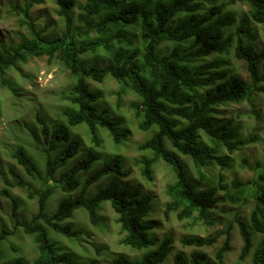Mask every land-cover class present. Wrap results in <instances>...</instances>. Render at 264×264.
I'll return each instance as SVG.
<instances>
[{
    "label": "trees",
    "instance_id": "1",
    "mask_svg": "<svg viewBox=\"0 0 264 264\" xmlns=\"http://www.w3.org/2000/svg\"><path fill=\"white\" fill-rule=\"evenodd\" d=\"M56 2L59 15L66 21L62 34H48L52 24L37 29L31 20L34 2L30 1L23 8L13 7L24 16L20 25L28 27L30 37L21 35L16 44L0 46L3 87L8 86L6 75L10 71L21 69L34 57L46 56L50 64L59 61L75 78V83L62 92L70 103L63 109L62 117L52 127L40 118V134L28 128L42 157L34 158L21 144L11 152V157L37 183L26 180L14 168L9 174L16 180L10 182V176L2 171L7 188L1 194L12 198V188L27 190L28 197L38 201V211L28 222L17 221L12 230L0 229V260L3 244L21 229L37 245L34 264H95L81 262L73 252L61 254L50 238L49 228L70 239H80L82 232L68 220L76 210L85 209L91 225L101 227L104 220L100 213L107 202L120 225L123 245L143 251L156 244L152 239L155 223L146 220L153 197L141 185L123 184L132 170L124 167L120 155L109 157L94 170L95 163L102 159L96 151L104 141L101 131L109 132L117 146L129 138L126 129H122V121L112 116L113 109L99 106L101 96L88 81L104 82L112 77L121 85L119 107L123 96L134 93L137 101L130 108L138 128L151 132L139 146L140 151L151 154L136 162L143 178L154 181L159 162L174 173V181L166 188V218L175 214L182 221L195 218L214 225L219 189L233 204H245L250 197L255 200L248 220L235 219L216 234L181 238L184 247L195 250L190 254L177 252L174 264H225L232 250L235 225L243 240L240 261L250 257L252 264H264V159L250 168L257 171L253 181L235 177L224 184V170L236 166L232 155L243 146L261 141L259 134L264 133V119L254 102L258 95H264V46L259 47L258 29L260 26L264 32V0H86L77 17L76 0ZM238 3L247 4L249 13L238 17L230 10ZM87 53L98 60L105 55L104 59L109 61L103 66L88 65L84 59ZM231 54L245 62L249 82L230 74L226 56ZM245 101L251 103L252 114L259 120L247 136L241 133L239 125L217 117L220 107ZM84 125L93 147L83 154V141L74 136L73 129ZM185 156L191 158L198 176L186 165ZM243 162L246 167L250 165L247 158ZM40 163L45 164V171L39 169ZM214 165L220 167V172L211 179L204 168ZM108 175L113 176L110 181L89 196V188ZM56 191L78 194L63 198L56 212L48 216L47 203ZM12 199L17 216L18 202ZM221 237L225 240L214 256L204 250L217 245ZM174 243V237L168 236L155 249L143 251L139 258L118 255L110 264H165ZM12 250L17 251L13 246ZM0 264L25 263L16 260Z\"/></svg>",
    "mask_w": 264,
    "mask_h": 264
},
{
    "label": "rangeland",
    "instance_id": "2",
    "mask_svg": "<svg viewBox=\"0 0 264 264\" xmlns=\"http://www.w3.org/2000/svg\"><path fill=\"white\" fill-rule=\"evenodd\" d=\"M30 1L34 2L31 10V20L35 22L37 29L44 28L47 24H52L48 29V34L59 35L65 31L66 21L58 13L59 6L56 0H0V46L9 47L12 44H16L20 41L21 35L30 37L28 27H21L20 25V23L25 21L24 16L13 10L14 6L20 5L23 8ZM76 2L75 16L77 17L81 13V5L86 0H76ZM230 10L236 12L238 17H241L249 13L250 7L247 4L238 3L231 6ZM258 29L261 39L259 47H261L264 46V32L260 26H258ZM168 46L166 45L165 47ZM104 58L105 55L103 59L98 60L91 53H87L84 56L85 61H88V65L98 63L99 66H103L105 62L109 61V58ZM226 61L230 74L238 75L246 83L249 82L250 78L244 61L236 59L232 54L226 56ZM1 80L2 77L0 76V229L7 228L12 230L17 221L28 222L32 219L33 215L38 211V201L30 199L27 190L18 187L12 188V198H15L18 202L17 216H14L13 199L1 194V191L7 188L2 171L8 177L10 176V182H15L16 180L9 174V170L14 168L22 173L26 180L37 183L11 157V152L15 146L21 144L27 147L34 158L39 160L42 157L41 152L35 147V141L30 138L28 128H34L40 134L43 128L40 118H44L49 123V127H52L57 121L56 119L62 117L63 109L70 105L62 92L75 83V78L59 61L50 64L45 56L34 57L21 69L10 71L6 75L7 87L1 85ZM88 81L92 90L101 96L99 106L112 108V116L122 121V129H126L129 134L128 140L117 146L109 132L101 131L104 141L96 151L102 154V159L95 163L94 170L102 167L109 157L120 155L124 161V167L132 170L131 175L123 179V184L126 185L127 183L131 186L141 185L144 188V192L153 197L152 210L146 220H151L155 223L156 227L152 231V239L156 244L143 250L144 252L155 249L165 237L173 236L175 240L174 248L167 257L165 264H174V256L177 252L184 251L186 254H190L195 250L193 247H184L180 242L181 238L192 235L208 236L216 234L225 230L228 223L235 219H249L251 211L255 208L253 197L248 198L245 204H233L222 189L218 191L220 201L213 212L214 225H206L198 222L195 218L182 221L175 214H171L169 218H166L164 215L165 204L169 201L166 188L169 183L174 181L175 176L168 166L163 162H159L156 166L155 180L149 182L143 178L141 167L136 165L138 159L151 154L149 151L143 152L139 150V146L151 136V132H143L138 128V121L130 108V104L137 101V96L129 92L122 97L121 102L123 104L119 107L118 92L121 89V85L117 80L108 77L104 82ZM254 102L256 108L260 111V116L264 119V95H258ZM219 109L220 114L217 117L239 125L244 136L249 135L259 125L256 115L252 114L253 106L248 101L242 104L233 103L229 107L223 106ZM73 131L74 136L83 141V154L93 147L85 125L74 128ZM259 135L262 138L261 141L243 146L241 150L236 151L232 155L236 161V166L232 169L224 170V184L230 183L235 177L244 182H251L255 179L257 171H253L250 168H255V163L262 162L264 159V133L261 132ZM40 140L43 142L42 136ZM183 158L192 174L198 176L191 158L186 156ZM245 158L248 159L250 164L247 167L243 162ZM39 169L45 171V164L40 163ZM219 172L220 167L217 165L211 168H204V173L211 179L218 176ZM112 177L108 175L94 183L89 188L88 195H94ZM202 186L206 188L205 185ZM77 194L78 191L74 193L56 191L47 203L46 214L52 216L63 198ZM100 215L103 217L104 225L94 227L91 225L85 209H78L74 212L73 217L68 222L82 232L83 235L80 239H70L49 228L50 238L59 252L61 254L73 252L77 257H80L81 262H92L95 264H110L111 260L118 255H125L133 259L143 255V251L135 250L120 242L123 235L120 232V225L116 222L115 212L109 202L104 204ZM232 239V250L227 254L225 264H252L250 257L243 262L239 259L243 240L237 225L232 230ZM224 240L225 237H221L217 245L205 247L204 250L214 256ZM12 246L17 251H13ZM2 252L3 256L0 262L8 263L22 260L25 264H34V259L38 256L34 239L25 235L21 229L3 244Z\"/></svg>",
    "mask_w": 264,
    "mask_h": 264
}]
</instances>
